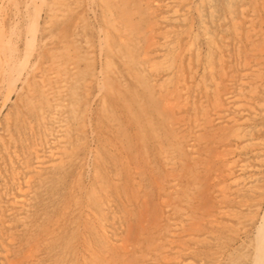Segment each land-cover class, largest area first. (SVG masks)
I'll use <instances>...</instances> for the list:
<instances>
[{
    "label": "bare ground",
    "instance_id": "1",
    "mask_svg": "<svg viewBox=\"0 0 264 264\" xmlns=\"http://www.w3.org/2000/svg\"><path fill=\"white\" fill-rule=\"evenodd\" d=\"M221 1H223V0H220L219 2H221ZM209 2H210V0H209ZM248 2H250V1H248ZM253 2H252L251 7H254ZM255 2L257 4L258 8L260 6V8L262 9V11H261L262 15L261 16H260V13H261L260 11H258V12H260L258 15H255V11L252 9L254 11V13H253V11H251L249 9V7H247L246 4H244L243 2L238 4L235 7H231L232 4L230 5V2L226 4L227 9H228V15L225 17H227L228 21H230L231 28H229V31L231 30L230 35L232 36V38H234L233 46L235 48L234 47L233 48L236 50V52L234 51L236 57L234 60L232 59L233 60L232 64H231V66L233 67V68H231L232 70L227 69L225 66V62H227L226 60L229 59V58L227 59V56H228L227 54H229V53H226L227 48H228V45L230 43H232V41L229 44L227 42V41H229V38H228L229 35L226 36L227 34H225V37H218L219 40H217V38L215 40V37H217V36H215V34H213V32L211 34V29L209 27L210 25L208 26L207 22L205 23V21L204 22L202 21V23L200 25L201 26L200 32H201V36L205 39V41L208 42L207 43L208 49L206 48L207 49L206 53L205 54L203 53L204 54L203 59L205 60V62H204V65L202 67V73L200 75L201 78L199 81H193L194 82V84H192L193 86L190 85V87H193V91H192L193 94L190 95L189 92L187 91L188 89H190V88H188L189 85L187 83H189L190 80H193V76L190 73L189 74L190 76L188 77L189 80H188V78L186 79L184 76L187 75V73H186L187 71L184 72V73H186V75L183 76V71H184V69H182V66H183L182 62L183 61H181V59H180V60H177L176 62H174V61L171 62V61H169L170 58L166 59L167 57L165 58L164 54H163L164 58L161 57L159 59V54H160L159 51H160V48H162V46H164V45L170 46L167 43L169 42L170 35H172V34H170L167 31L169 28L168 26L173 27L175 24V22L173 20H175V19H177L176 23H178V24L181 23V21L185 19L184 14L182 12L186 11L187 7H188V10H191V8L196 7L197 2L195 3V6H194V0H0V110L4 106H6V104L9 102H10V104H12L11 102L13 101V105H14L12 110L10 109L9 111H7V113L5 112L6 114L4 113L2 115V117L4 116L3 117L4 119L1 120V122L3 121V123H2V125H0V264H37L39 259H41V257H40V255L42 254L41 248H43V247L48 248V245L51 243V241L53 242L54 241L53 239L57 238L56 237L57 233H55V229L57 227V224H59V223H57L55 221V218L51 217L54 221L48 222L47 223L48 225L46 224L48 227H46V228L44 226H41L38 224L34 225L32 222L29 223L28 219L30 217L29 215L32 212V207H33L32 203H33L34 197L38 196L36 194V192L39 191V189L42 190V189H45V187L46 188L48 187L47 186L48 183L45 180V178L47 177V173H49V172L55 173V170L57 171L59 168H61V167L63 168V166L68 165L69 163L70 164L75 163L74 165H76L77 167L79 166L81 168L80 171H78V172L76 171L78 177L83 175V173L85 172L86 174L90 173L92 175V177L94 178V181H92L94 183L93 184L90 183V187L87 190L85 189V186H84L85 184L83 185L84 189L86 190L85 191L86 192L85 193L86 194L85 195V197H86L85 204H87V206L85 204L84 205L87 208L86 209H82V208L78 209L80 206L77 208L76 206L72 205L73 207L68 206V208L69 207L70 208L65 209L70 214H74L76 211H79V213H81V214L77 213V215L78 214L81 215L84 218V221H86L87 228L90 231V235L92 238V240H91L92 242L90 240L88 241V238H87V240L85 239L86 242L85 243L83 242L84 244L82 243L83 245L79 246V247H81V249L77 248V250H75L76 249V247H75V249H74L75 251L72 252L70 250L72 248H74V246H73V247H70L71 248L70 250H67L68 252L69 251L72 252L73 256L75 257V258L73 257V259H74L73 261L78 260V263L80 261L81 264H145L146 262H147V264H155L156 263V261H152L153 259H149V257L151 258V256H148L146 253H144V251L143 252L141 251L142 249H141V246L139 245L140 243H138V242L137 243H135V242L131 243L132 241H134V240L130 241L132 237L130 238V240H129V238L127 240L126 237H128V236H126L125 234L122 235V233H121L122 231L118 230L119 228H122V227L118 228L117 225L115 224L116 226L114 225V227H117L118 229L117 228L116 229L118 231H120V233H117L115 228H113V225L110 223V220L108 219V216L110 214L109 212H111V209H112V199H113L112 197H114V195H112L110 193L109 187L111 186V184H112V186L113 185L116 186V184L119 183V181H121V177L123 176L124 171H126V173H128V175H129L128 177L131 178L129 180L135 182V183L132 182V184L134 183L137 185L138 191L135 189L136 186L133 185L135 187L134 189L136 190L135 192L139 193V191H141V189L143 188V187L141 188V185H143L145 183L143 182V184L139 185L138 178H137L138 183L134 179V178H136L135 177L136 174L139 173V168H138L139 164L137 165L136 163H134L133 162L134 160L132 159V157L128 158V156L126 154L121 155L122 154L121 152H120L121 154L120 153L118 154V155H121V156H119V158H120L119 165H117L116 167L113 166L114 170L112 172H110V174H108L109 177H108V175L105 176V175L101 174V171L99 170L101 165L99 166V168L97 166L96 162L99 161V159H101L102 157L97 158L96 152H99L100 150L96 151L98 146L96 147V149H94L93 148L94 146L92 145L93 137L96 135L95 134L96 130H98V128L96 130H94L93 125L91 123L92 121H91V115L90 114L92 111L96 112L95 110L91 111L92 104H94L95 102H96L95 103L96 105L99 104L100 109H101V113H102L101 115H103L105 118V121H107V123L109 122V124L111 125V127L113 128V131H112L113 133H114V129H116L117 124H118L114 118L115 115L113 116V113H114L113 111L115 109V107H114L115 105L113 106L110 103H108L107 96L108 97L114 96L117 98V100L120 101L119 103H121L122 109L124 110L125 114L127 115V117L129 119L133 118V115H134L133 114V100H134L135 107L139 108L141 110V113H142L141 114L142 118L140 121V127H147L150 130V133L154 136V138L156 140L157 150H158L157 153L159 154L158 157L160 158V161L164 166V167L162 166L164 169L162 176L158 175L157 193L158 192L160 193L159 194L160 195V204H161V209L163 210L160 212L161 213L160 216L163 218L166 217L165 223L170 225V226L167 225V227H169V228L171 227L172 231L170 233H168L169 235L166 238V243L164 242V245H162V244L159 245L158 242H157V244L155 243L154 245H153V243L151 244V242L149 243L150 246L153 245V249H154L153 251L155 254L154 256L158 257V258H156V257L155 258L157 260L159 259V262L157 264H176V263H178V261L180 259V255L182 254V252L185 251L183 248L185 247L186 243L184 244V242L187 239L189 240V238L192 240V243H193V241L196 242L197 234H195V233L198 231H196L194 233V230H197L196 227H200L201 222L203 223V221L208 220L209 222L208 221L207 222L211 223V221L213 220L211 218H213V216H215L216 214L220 215V217H221L222 214L226 215V213H229L228 210L231 212V209L227 207V203L229 201H232L231 199L234 198L233 195H235L238 192V190L240 191L241 189L245 190L244 188H248L246 186V184L247 185L249 184V187H250L251 186L250 183L252 182V179H254V178H251V176L247 175L248 171L252 170V168L256 165V163L252 164L250 159L258 161V159H260L261 157L262 158L264 157V137L262 139V138L258 137L257 135H256L257 137L253 136L252 135V132H254L253 130H252V132H250L251 133L250 135L247 134L249 132V130L247 129L248 132H245V129L242 130V128H241V123L244 121V118H241V120L243 119L242 122H241V120H239V118L242 117L244 115V113H246L247 111L253 112V113H251V116H252V114L264 113V0H255ZM211 3L212 2H210L209 4L212 5ZM205 4H207V3L205 2ZM205 4H203L202 7H204ZM216 4H218L217 1H216ZM210 5H209V7H210ZM247 5H248V3H247ZM218 6H219V4H218ZM221 6L223 8L224 5H221ZM202 7L200 8L199 6H197V8H195L199 12L198 16H201V17H203V15H204L202 13L203 12ZM211 9L212 8H210V10ZM219 9H220V7L218 8V10ZM206 10H204V11H206ZM225 12L226 11H224V14H225ZM207 14H210V13H207ZM68 16H70V17H68ZM72 16L74 19L72 18ZM257 16H259V18ZM204 17H205V15H204ZM71 18L73 19V22H72L73 24H71V23H69V24L71 26L72 25L73 26H72L71 31L69 30L70 34L68 36V39L66 38L67 41L61 42L62 40H58L57 42L59 44L60 43L61 44L57 45V47H55L54 44H56V42L54 44H53V42H50L51 41V38H50L51 34L49 36V31L47 30V27L53 21H59L60 22L62 20L64 21V19H67L66 21H64V22H67L68 20L72 21ZM89 18H92L93 22H94V25H93L94 26L93 27L94 37H92V38L90 36H86L83 33V32H85V31H83V29H84L85 25H87L86 22L89 21ZM140 20L143 22V24H140V26H139ZM167 20L169 21L168 24L166 23ZM209 20L211 21L212 19L210 18V19H208V21ZM226 21H227V19H226ZM171 23H173V25H171ZM222 23H225V22H222ZM53 24H54V22H53ZM226 24H228V23H226ZM216 25H217V23H216ZM66 26H64V27H66ZM228 26H229V24H228ZM87 27L89 28V26H87ZM87 27H85V28H87ZM176 27H177V24H176ZM174 28H175V26H174ZM187 28H188V26H187ZM214 28H212V29H214ZM225 28H227V27H225ZM55 29L56 28L54 27V29L52 28L51 30L53 31ZM58 29L60 30V27ZM89 29L91 30L92 28H89ZM177 29H179V28H177ZM215 29L217 30V28H215ZM174 30H176V29H174ZM189 31L187 32L188 34H189ZM227 32H228V29H227ZM86 33H87V31H86ZM57 34H59L58 31H57L56 35ZM179 34H182V33L179 32ZM223 34H224V32H223ZM174 35L175 34H173L172 36L174 37ZM193 35H194V39H196V36L199 34H198V32H195ZM211 35H214L215 37L213 38ZM182 38L183 37H181V39ZM232 38L230 40H233ZM184 40H182V41L184 42ZM140 42H142V44H144V47L141 46L142 50H137V49H139L138 47H140ZM181 42H178V40L174 39V42L171 45L172 49L174 47L178 50V52L180 54L179 56H183L186 53L192 51V49H195L192 47V46H195V45H193V43H190V42H185V43L182 42L181 43ZM197 46H199L198 43H197ZM166 49H167V47H166ZM164 51H166V50H164ZM215 53L217 54V57H214V56H216ZM169 54H171V53H169ZM198 54H196V58H197ZM229 56H230V54H229ZM186 58L188 59L189 57H186ZM196 58H194V59H196ZM187 61H189V60H186V62ZM215 61H216V63H215ZM187 63H186V65H187ZM117 64H120L122 66V68L120 67L121 68L120 70L123 69L122 72L125 73L129 79H131L130 80V81H132L131 84L134 82L133 84H135L134 85L135 91L137 89V86L143 87L144 90L146 91V96H147V99L151 102V107L153 109V113L156 115V117L159 118V120L165 126L164 127L165 139L162 136H160V133H158L159 129L158 130L156 129L155 124H154L155 122H153V120L149 116H147L146 113L143 111L142 99L139 98V96L137 97V95L134 96V99H133V95H132L130 100L125 98V95L127 94L126 92H127L128 88L125 85V82L122 81V78H121L122 74H120L121 72L119 71ZM163 64L164 65L167 64L166 66H168V67L167 68L163 67V69H161V70L157 69L159 67L161 68L160 65L163 66ZM191 64L193 65L192 62H191ZM188 65H190V64H188ZM192 65L188 67L189 72L193 71ZM184 66H183V68H185ZM164 68H166V69H164ZM194 68H196V67H194ZM197 68H198V66H197ZM170 69H172V71L174 73V76H173L174 78H171L172 75L169 78L164 77L165 76V75L163 76V74H165L164 72H167V70L170 71ZM156 72H157V74H155ZM194 72H196L195 69H194L193 73ZM195 74H194V77H195ZM201 79H202V81H201ZM190 82H192V81H190ZM129 83L130 82H128V84ZM134 93H136V92H134ZM13 96H14V99H13ZM111 99H112V97H111ZM115 103H118V102H115ZM10 104H8V105H10ZM186 108H188V110H186ZM117 109H118V107H117ZM96 110H99V109H96ZM249 112H247V113H249ZM230 113H233V115H236V116H234V117L232 115L230 116L229 115ZM258 114H257V116L259 117ZM98 116H100V115L98 114ZM246 116H244V117H246ZM254 117H255V119L258 118V117L256 118V115H254ZM262 117H264V116H262ZM247 118H248V116H247ZM97 119H100V118H97ZM252 119H253V117H252ZM156 120H158V119L156 118ZM259 120H261V119H259ZM263 120H264V118H263ZM98 121L99 120H97L96 122L100 123ZM102 121H104V120L102 119ZM105 121H104V123H106ZM229 121L232 122V124H231V122L229 123V124H231L232 127H231L230 132L226 134L227 136H225V134H224L225 138L224 137L221 138V135L217 139L215 138L216 141L218 140L217 144L220 148L219 150H214V149L211 150L209 148V146H211L212 144L211 145L208 144V145H205V147L201 146V147H204L203 150L201 149L202 150L201 153L204 154V156L199 152L196 153L200 157L201 156L203 157L202 160L205 159L203 161V163H201V171L203 172V175L205 176V178L202 180L205 182V179H206L208 184L210 186H212V192L214 193V195H212V192H211V195L215 199L213 201L216 204L213 206L208 205V204H207V206L205 205L203 208L204 211L202 209V211L204 212L203 214H199V213L194 214L195 211H192L193 214L189 215V212H188L189 208L188 207L190 206L189 204L192 203V201H190L191 197H193V200H194L193 202H195V200H196V198L194 199V195H196V194L191 195L192 192L189 190V188H191L192 185L198 183L200 178L196 173V171H197V169H196V171L194 170V172L196 174L192 172L191 176L189 177L190 183L188 182V185L183 184L182 183V177H180L181 173H179L178 170H177V172H174V173L171 171L172 170L171 168H173L172 167L173 164L177 161L176 160L177 158H175V157L176 156H178V157L182 156L183 157V154L185 151L186 152L189 151L190 153L193 154V152L196 151L198 149V147L200 146L199 144L204 145L206 143L205 142L203 144V142H202V140L204 138V137H201L202 131H209L206 133L210 134L211 131L214 132V130H213L214 126H216V128L218 127V129H219V126L224 125V124L226 125V122H229ZM245 121L247 123L248 120H245ZM107 123H106V125H107ZM263 123H260V124H263ZM94 126H95V124H94ZM249 126H252V124L251 125L249 124L248 127ZM101 127H103V126H101ZM222 127L223 126H221V131H219V132H222V130H224L226 127H228V125L226 127L224 126V129ZM229 127L226 130H229L230 129ZM242 127H244V126H242ZM255 127H256V125H255ZM95 128H96V126H95ZM106 129H105V131H106ZM251 129H253V128H251ZM256 130H257V127H256ZM109 131H111V130H109ZM115 131H117V130H115ZM260 131H261L260 132L261 135L263 134L262 136H264V124H263V127L261 128ZM226 132H224V133H226ZM256 132H258V131H255V133ZM96 133L98 134V132H96ZM113 133H112V135H113ZM138 133H139V131H138ZM215 133H217V132H214V134ZM114 134L117 136V132ZM105 136H107V135H105ZM202 136H203V134H202ZM204 136H205V134H204ZM208 136L209 135H207L205 137H208ZM209 137L211 138V136H209ZM209 137L207 139H209ZM106 138H108V137H106ZM112 138H113V136L111 137V139ZM242 138H244V139H242ZM117 139H121V138L119 137ZM245 139L252 143L253 148L249 147L250 150L247 153H245L246 157L243 158L240 156L241 159L242 158L243 159L239 162V159H237V158L239 155H241L240 150L244 146V145L241 146L240 144ZM134 141L135 140L133 139V142ZM98 142H99V139H98ZM112 142L114 143V140ZM213 142H215V141H212V143ZM113 143H112V145L115 147L118 145V143L117 144H113ZM197 144L199 145L198 147H196ZM217 144L215 143V145H217ZM83 146L86 147V151H84L85 153L83 152L84 154L82 156H79L80 155V150H79V155H78L79 157L75 156V154H77L76 149H78V148L82 149ZM95 146H96V144H95ZM113 146H112V148H113ZM120 146H121V144H120ZM120 146H119V148H121ZM195 147H196V149H195ZM104 148L105 147H103V150L105 152L106 149H104ZM108 148H109V146H108ZM114 148H113V152H111L110 150L105 152L106 154L111 152V154H113V157L115 156L113 158V161L118 156V155H115L116 152H114ZM122 149H123V147H122ZM122 149H120V150H122ZM125 149H124V152H125ZM140 149H142V148H140ZM234 149H236V150H234ZM243 149L244 150L246 149L245 146ZM74 151H75V153H74ZM82 151H83V149L81 150V152ZM101 151L99 152L100 154H101ZM117 151H119V150H117ZM148 152H149V150H148ZM244 152H246V151H244ZM105 153L104 154L102 153V154L106 155ZM241 153H243V152H241ZM144 154H143V157L138 155L139 160H144ZM146 155H147V153H146ZM193 155L195 157V154H193ZM130 156H132V155H130ZM133 156L136 157V155H133ZM236 156H237V158H236ZM191 157H193V156H191ZM146 158H148V156H146ZM180 159H182V158H180ZM208 159L214 163H217L218 166L220 165L221 167L219 169L218 168L214 169V167L212 168V166H210L211 164L209 163ZM103 161H104V159H103ZM146 161H148V160H145V162ZM191 161H193V160H191ZM248 161H250L249 164L246 163ZM262 161H263V159H262ZM106 162L107 163H105V164H108V161H106ZM136 162H138V161H136ZM149 162H150V160H149ZM133 163L136 165H133ZM148 163L145 164V166H147ZM161 163H160V165H162ZM178 163L183 164L180 161H178ZM113 164H115V162ZM149 165H151V164H149ZM183 165H185V162ZM191 165H193V164H191ZM110 166H111V164H110ZM104 167H105V165H104ZM179 167H180V165H179ZM188 168H189V166H188ZM104 169L108 170L106 168H104ZM157 170H155V171H157ZM161 171H162V168H161ZM180 172H181V170H180ZM252 172H254V171H252ZM159 173H160V169H159ZM249 173H251V172H249ZM60 174L61 173H59L58 175H60ZM155 174H157V173H155ZM50 175H52V173ZM58 175L56 174V176H58ZM77 175H76V177H77ZM88 175H87V179H88ZM183 175L184 174H182V176ZM251 175H252V173H251ZM259 175L260 174H258V176ZM48 176H49V174H48ZM126 176H127V174H126ZM138 176H140V175H138ZM255 176L252 175V177H255ZM141 177L142 176H140L139 178L142 179ZM260 177H262V176H260ZM53 178H54V175H53ZM73 179H75V178L73 177ZM73 179L71 178L68 180L73 181ZM256 179H259V178H256ZM78 180L76 181L77 183L73 181L75 183V186H73V187H75L79 190L81 187V185H79V184L81 182ZM45 181L47 184L45 183ZM156 181H157V177H156ZM225 181H228V183L226 182L227 184H225ZM255 181H257V180H255ZM255 181H254V185L256 186ZM78 182H79V184H78ZM140 182H141V180H140ZM49 183L51 184V181ZM259 184H258V186H259ZM52 185H53V183H52ZM72 185H73V183L71 182L70 191L72 190ZM118 185H119V189H121V190H123V188L126 187L124 185V187L122 188V187H120V184H118ZM189 185L191 187H189ZM43 186H45V187L41 189V187H43ZM117 186H116V188H118ZM255 186H253V187L255 188ZM196 187H198V186H196ZM257 187L255 189L260 190L261 187H259V188H257ZM69 188H70V185H69ZM146 189H147V186H146ZM248 189H247V192H249ZM133 190H132V193H133ZM179 190L182 191L180 196L178 195V193L180 192ZM120 191H117V193ZM195 191H197V190H195ZM41 192H40V196L43 193V192L42 193ZM161 192H164L165 195L168 194L169 199H167L168 197L167 198L161 197V195L164 196ZM243 193H244V191H243ZM44 194L46 195L45 191H44L43 195ZM83 194H84V192H83ZM134 194L136 195L137 193H133V195ZM249 194H250V192H249ZM129 195H131V192L128 194V192L126 193V190L125 191L123 190V192H122L123 203L122 204H124V206H125V207H123L124 211H125L127 206H130L133 209L135 208L134 210L139 209V202H138V204L131 202L132 199L130 198ZM159 195H158V197H159ZM244 195H246V194H243V196ZM40 196H39V199L41 200ZM254 196L256 197L257 195H254ZM42 197H44V196H42ZM47 197H49V194ZM134 197L136 198V196H134ZM138 197H139V195H138ZM241 197L242 196H240V198ZM50 198L48 200H50ZM56 198L57 197H55V199ZM44 199H47L46 196L44 197ZM197 199H198V201L200 200L199 198H197ZM242 199H244V198H242ZM242 199H241V201H243ZM118 200H121V199H118ZM238 200H240V199L238 198ZM246 200H244V201H246ZM59 201L61 202V200H59ZM72 201L74 202V200H72ZM142 201L143 200L141 199V202ZM249 201H248V203H250ZM253 201H255V200H252L251 204L244 202V203L248 204V205L245 204V206H243L244 203H243V205H240L239 204L240 202L238 204H239V207L243 206L244 209L249 211L248 213L252 214L251 211H253V213L254 212L256 213L257 210L261 206L260 205L261 203L260 204L258 203V202H260V200L258 202H255V203H253ZM38 202H39V200H38ZM38 202L36 201V204H38L37 206H39V204H40V202L39 203ZM60 202H57V203H60ZM117 202L119 203V201H117ZM136 202H137V200H136ZM141 202H140V205L142 204ZM236 202H237V200H236ZM236 202L234 201V203H236ZM41 203H43V202H41ZM46 203L49 204V202H46ZM57 203H55V204L52 203V204H54L56 206ZM79 203H81V202H79ZM228 204H232V203H228ZM238 204L236 203L237 207H238ZM44 205H42L43 208L45 207ZM49 205H51V204H49ZM62 205H64V204L62 203ZM193 205H196V204L194 203ZM141 206L143 207V205H141ZM144 206H145V202H144ZM57 207H59V206H57ZM115 207H116V205H115ZM130 207H128V208H130ZM142 207H140V208H142ZM62 208H63V206H62ZM131 208H130V210H131ZM147 208H146V210L142 209L143 212L146 214L149 211ZM196 208L197 207L195 206L194 209H196ZM231 208H233V206ZM36 209H39V207ZM48 209L51 210L50 208H48ZM81 209H82V211H81ZM151 210H153V209H151ZM226 210H227V212H226ZM254 210H256V211H254ZM39 211H41V210L39 209ZM45 211H47V210H45ZM115 211L117 212L120 210L117 209ZM128 211H127V213H128ZM198 211H199V209H198ZM214 211H215V213H214ZM143 212H142V214H143ZM233 212H235V211H233ZM242 212H244V211H241V213ZM44 213H46V212H44ZM37 214L39 215V212ZM37 214L35 216H37ZM148 214H149V212H148ZM165 214H166V216H165ZM171 214H177V215L179 214L181 217H179V218L176 217L177 219L175 220V219H173L174 215H171ZM236 214H238V213H236ZM236 214L233 216L235 217ZM61 215H62V213H61ZM131 215H132V213H131ZM259 215H261V213ZM49 216H51V213ZM70 216H72V215H70ZM70 216H68V217H70ZM171 216H173L172 219H171ZM255 216H257V214L256 215L254 214V217ZM60 217H62V216H60ZM60 217H59V219H60ZM68 217H67V219H68ZM73 217H71V218H73ZM119 217H120V215L118 216V218ZM158 217H159V214H158ZM220 217H219L218 221H220ZM225 217H224V219H225ZM238 217H239V215H238ZM252 217H253V215H252ZM260 217H261V219H260L261 223H259L260 225L258 227H256L258 229L255 232H257L256 235H258L259 240L260 239L264 240V213ZM41 218H43V217H41ZM44 218H43V220L47 221L48 218H46V216H44ZM255 218H257V217H255ZM119 219H121V218H119ZM119 219H117V220H119ZM134 219H136V217ZM138 219L140 220V218H138ZM159 219H161V218L159 217ZM15 220L17 221V224L14 225L13 223L16 222ZM40 220H37V221H40ZM63 220H65V219H63ZM71 220H73V219H70L67 221L69 222ZM74 220H76V219H74ZM78 220H76V222H78ZM143 220H140V222ZM185 220H189V222H186ZM239 220L237 219V221H239ZM136 221L137 220H135V222ZM150 221H151V218H150ZM158 221H160V220H158ZM183 221H184V223L185 222L190 223V226L186 227L188 231L185 230V226L183 228V225H184L182 223ZM43 222L44 221H42V223ZM59 222H60V220H59ZM64 222H66V221H64ZM68 222H66V223H68ZM83 222L81 221V223H83ZM111 222H113V221H111ZM122 222L123 221H121V223ZM191 222H192V224H191ZM216 222H217V219H216ZM72 223H74V222H72ZM136 223H135V225H136ZM147 223H148V221H147ZM158 223H160V222H158ZM208 223H206V224H208ZM220 223L223 224L222 222H220ZM220 223L215 224V222H214V224H215L214 227H216L217 225H220ZM240 223L238 225L241 226L242 223L241 224ZM143 224L144 223H142V225ZM180 224H183V225H181L182 227L181 226L180 227L182 229H184L186 231V233L185 232L179 233L176 231ZM121 225H123V224H121ZM150 225H151V223H150ZM192 225H193V227H192ZM203 225L204 224H202L201 226H203ZM209 225L210 224H208L206 227H209ZM231 225H233V224H231ZM75 226H76V224H75ZM78 226L79 225L77 224V227ZM81 226L83 227V225H81ZM130 226H132V224H130ZM70 227H71V225H70ZM155 227H156V224H155ZM194 227L196 229H194ZM232 227L236 228L237 226H232ZM87 228H85V229L87 230ZM75 229H77V228H75ZM131 229H132V227H131ZM133 229H134V227H133ZM204 229H203V231H204ZM226 229H228V225H227ZM237 229L238 228H236V230ZM56 230H59V229H56ZM65 230H66V228H65ZM72 230H74V228ZM166 230H168V229H166ZM184 230H182V231H184ZM230 230H231V228H230ZM246 230H247V228H246ZM19 231L25 232L27 237H25V241L22 242L23 245L22 246L20 245L21 246V248H20L21 253L18 252L19 254H16L13 251H14V249L17 250V247H18V242H17L18 237L17 236L19 234ZM68 231H66V232H68ZM143 231H145V230H143ZM209 231H210V229L208 230V232ZM243 231H245V230H243ZM152 232H150V233H152ZM199 232H198V234H199ZM228 232H230L229 229H228ZM228 232H226V233H228ZM20 233H22V232H20ZM72 233L73 232H71V234ZM84 233H85V231H84ZM128 233L129 232H127V234ZM203 233L204 232H202L201 234H203ZM159 234H160V232H159ZM208 234H210V233H208ZM72 235L75 236L74 233ZM211 235H213V234H211ZM230 235H231V233H230ZM203 236L204 235H202V238H203ZM235 236H236V234H235ZM65 237H64V239H65ZM149 237H151V236H149ZM154 237H155V235H154ZM217 237L218 236H216V238ZM198 238L201 239V237H198ZM222 238H223V236H222ZM248 238H247V240H248ZM159 239H161V238L159 237ZM208 239H209V237H208ZM255 239H256V237H255ZM257 239L255 241H257ZM55 240L59 241V239H55ZM179 240H181V241L179 242ZM204 240L207 243L206 238ZM224 240H227V239H224ZM239 240H241V238ZM83 241H84V239H83ZM129 241H130V243H129ZM154 241L155 240H153V242ZM162 241H164V240H162ZM211 241H214V240L211 239ZM248 241L250 242V240H248ZM224 242H226V241H224ZM242 242H244V241H242ZM71 243L72 242H70V241L65 242V245H64L65 249L63 246H59V247H63L62 249H64V251H65L67 249L68 245L71 246ZM217 243H218V241H217ZM240 243H238V244L240 245ZM55 244L53 245L51 243V245H53V246H55ZM212 244H213V242H212ZM212 244H211V246H212ZM254 244H255V242H254ZM58 245L56 244L57 247H58ZM148 245H147V247L149 249ZM219 245H222V243L221 244L219 243ZM246 245H248V244H246ZM258 245L260 246L261 242L256 244V247ZM50 246H49V248H50ZM53 246H51V247H53ZM196 246L197 245H195V247ZM208 246H209V243H208ZM215 246H216V242H215ZM188 247L190 248V246H188ZM219 247H221V246H219ZM249 247H251V246H249ZM215 248H218V247H215ZM55 249H58V251L60 252V250H59L60 248H55ZM131 249L134 251L139 250L141 252L140 255H138V256H140V262H136V263L132 262L133 260H131V257L133 256V254H132V256L129 255L131 253ZM185 249H187V248H185ZM223 249H225V248H223ZM129 250H130V253H129ZM182 250H184V251H182ZM193 250H195V249H193ZM214 250H212V251H214ZM231 250H233V249H231ZM145 251H147V250H145ZM187 251H188V249H187ZM190 251L192 252V250H190ZM190 251H188V252H190ZM212 251H210V252H212ZM210 252H206V254L207 253L210 254ZM45 253H46V251L44 252V254ZM47 253H48V251H47ZM52 253L53 252H51V254ZM63 253H65V252H63ZM187 253H184V254H187ZM260 253L261 252L259 251L258 254H260ZM44 254H42V255L44 256ZM68 254L66 253V256H64L61 264H72L71 259H68V257H69V256H67ZM184 254H182V255H184ZM217 254H218V252H217ZM219 254H220V252H219ZM222 254H223V252H222ZM227 254H229V253H227ZM14 255H16V256H14ZM253 255H252V257H253ZM256 255H257V253H256ZM70 256H72V255H70ZM226 256H228V255H226ZM260 256L262 257V254ZM47 257H44V258L47 259ZM58 257H60V256H58ZM62 257H63V254H62ZM77 257L80 258V260L77 259ZM185 257H188V256H185ZM210 257H209V259H210ZM194 259H196V258H194ZM48 260H50L49 261V263H50L51 259H48ZM237 260L239 261V259H237ZM59 261H57V262H59ZM189 261L190 262H188V263L190 264L191 260L189 259ZM258 261H261V260H258ZM42 262H43V260H42ZM42 262L40 264H42ZM53 263H54V260H53ZM53 263H51V264H53ZM182 263H185V262H182ZM231 263H233V262H231ZM252 263L254 264L253 260H252ZM255 263L258 264V262H255ZM44 264H45V262H44ZM55 264H57V263H55ZM198 264H200V262H198ZM224 264H225V262H224ZM250 264H251V262H250Z\"/></svg>",
    "mask_w": 264,
    "mask_h": 264
},
{
    "label": "rangeland",
    "instance_id": "2",
    "mask_svg": "<svg viewBox=\"0 0 264 264\" xmlns=\"http://www.w3.org/2000/svg\"><path fill=\"white\" fill-rule=\"evenodd\" d=\"M216 1H217V3L219 4V6H218V4H216ZM220 0H210V2H212L211 4L212 5H210L209 3V0H194V6H195V3L197 2V5H196V7H193V8H191V10H188V7L186 8V11H183L182 13L184 14V20H182L181 21V23H176L177 22V19H175V20H173L174 22H175V24H174V26H175V28H174V26L172 27V26H168L169 28H168V32L170 33V34H175L174 35V37L172 36V35H170V39H169V42L167 43V44H169L170 46H162V48H160V51H159V59L161 58V57H163L164 58V55H165V58L166 59H169V61H174V62H176L177 60H180L181 59V61H183L182 62V65L185 67V68H183V66H182V69H184V71H183V76L184 75H186V73H187V75L186 76H184L186 79L190 76L189 74L191 73V75L193 76V80H190V81H199L200 80V78H201V73H202V67H203V65H204V62H205V60L203 59V56H204V54L206 53V50L208 49V45H207V41H205V39L201 36V23H202V21L204 22L205 21V23L207 22V24H208V26L210 27V29H211V34H212V32H213V34H215V36H217V37H215L214 35H211L213 38L215 37V40H216V38H217V40H219V38L218 37H225V34H227L226 36H228V38H229V41H227L228 42V44L232 41V43H230L229 45H228V48H227V52L226 53H229L230 54V56H229V54H227L228 56H227V59L228 60H226L227 62H225V66H226V68L227 69H229V70H232L231 68H233L232 66H231V64H232V61L235 59V57H236V55H235V52H236V50L234 49L235 47L233 46V41H234V38H232V36L230 35L231 34V30L229 31V28H231V26H230V21H228V18L227 17H225V16H227L228 15V9H227V6H226V4L227 3H229L230 2V5H231V7H235V6H237L238 4H240V3H244V4H246V6L247 7H249V9L251 10V11H255V15H258L261 11H262V9L260 8V6H259V8H258V6H257V4H256V2H255V0H223V1H221V2H219ZM248 1H250V2H248ZM254 1V2H253ZM205 2L207 3V4H205ZM238 2V3H237ZM252 2H253V6L254 7H251L252 6ZM236 3V4H235ZM247 3H248V5H247ZM256 5H255V4ZM203 4H205L204 5V7H202L203 6ZM234 4V5H233ZM251 4V5H250ZM209 5H210V7H209ZM221 5H224L223 6V8H222V6ZM197 6H199L200 8L202 7V13L205 15V17H204V15H203V17H201V16H198V14H199V12L195 9V8H197ZM212 6V7H211ZM226 6V7H225ZM207 7V8H206ZM220 7V9L218 10V8ZM251 7V8H250ZM256 7V8H255ZM209 8V9H208ZM210 8H212L211 10H210ZM226 8V9H225ZM190 9V8H189ZM195 9V10H194ZM207 9V10H206ZM253 9V10H252ZM257 11H256V10ZM204 10H206V11H204ZM213 10V11H212ZM226 11L225 12V14H224V11ZM208 11V12H207ZM217 13H216V12ZM223 11V12H222ZM254 11H253V13H254ZM258 11H260V12H258ZM213 12V13H212ZM207 13H210V14H207ZM227 13V14H226ZM220 16H219V15ZM224 14V15H223ZM262 15V12L260 13V16ZM186 16V17H185ZM68 17H70V16H68ZM258 18H259V16H257ZM72 18H73V16H72ZM71 18V20L72 21H70V20H68L67 22H64V21H66L67 19H64V21L62 20V21H53L54 22V24H53V22H51L50 24H49V26L47 27V30L49 31V36H50V34H51V36H50V38H51V41L50 42H53V44L56 42V44H54L55 45V47H57V45H60L57 41L58 40H62L61 42H65V41H67V39H68V36H69V34H70V31H71V29H72V26L69 24V23H71V24H73L72 22H73V19ZM201 18V19H200ZM204 20H203V19ZM212 19L211 21L209 20L208 21V19ZM215 18V19H214ZM226 19H227V21H226ZM91 20V21H90ZM180 20V19H179ZM189 20V21H188ZM191 21V22H190ZM216 21V22H215ZM171 22V21H170ZM173 22V23H174ZM222 22H225V23H222ZM58 23V24H57ZM87 23V25H85V27H87V26H89V28H92L91 30L87 27V28H85L84 27V29H83V31H85V32H83L86 36H90L91 38L92 37H94V31H93V25H94V22H93V19L92 18H89V21H87L86 22ZM166 23L168 24L169 23V21L167 20L166 21ZM173 23H171V25H173ZM216 23H217V25H216ZM226 23H228L229 24V26H228V24H226ZM61 24V25H60ZM69 26H68V25ZM140 24H143V22L140 20L139 21V26H140ZM176 24H177V27H176ZM191 24V25H190ZM221 24V25H220ZM60 25V26H59ZM67 25V26H66ZM212 25V26H211ZM219 25V26H218ZM225 25V26H224ZM64 26H66V27H64ZM187 26H188V28H187ZM54 27L57 29H55V30H51L52 28L54 29ZM60 27V30L58 29ZM217 28V30L215 29V28ZM225 27H227V28H225ZM172 28V29H171ZM177 28H179V29H177ZM186 28V29H185ZM212 28H214V29H212ZM221 28V29H220ZM51 31H50V30ZM174 29H176V30H174ZM199 31H198V30ZM227 29H228V32H227ZM70 30V31H69ZM170 30V31H169ZM190 30V31H189ZM224 30V31H223ZM47 31V32H48ZM57 31L59 32V34H57L56 35V33H57ZM63 31V32H62ZM86 31H87V33H86ZM173 31V32H172ZM178 33H176V32ZM180 33H182V34H179V32ZM183 31V32H182ZM189 31V34L187 33ZM93 32V33H92ZM185 32V33H184ZM195 32H198V34L199 35H197L196 36V39H194V33ZM218 32V33H217ZM223 32H224V34H223ZM62 33V34H61ZM184 33V34H183ZM223 34V35H222ZM55 37H54V36ZM59 35V36H58ZM93 35V36H92ZM179 35V36H178ZM188 35V36H187ZM219 35V36H218ZM61 36V37H60ZM172 36V37H171ZM183 37L182 39H181V37ZM200 36V37H199ZM231 36V37H230ZM187 37V38H186ZM198 37V38H197ZM234 37V36H233ZM56 38V39H55ZM62 38V39H61ZM67 38V39H66ZM186 38V39H185ZM212 38V39H213ZM233 39V40H230V39ZM55 39V40H54ZM174 39H176V40H178V42H181L182 40H184V42L183 43H185V42H190V43H193V45H195V46H192L193 48H195V49H192V51H190V52H188V53H186L185 55H183V56H179L180 54H179V52H178V50L176 49V48H174L173 47V49L171 48V45L173 44V42H174ZM181 39V40H180ZM201 40V41H200ZM172 41V42H171ZM181 42V43H182ZM196 42V43H195ZM197 43H198V45L199 46H197ZM200 43V44H199ZM144 47V44H142V42H140V47H138L139 49H137V50H142V47ZM165 47V48H164ZM166 47H167V49H166ZM197 47V48H196ZM200 47V48H199ZM234 47V48H233ZM199 48V49H198ZM207 48V49H206ZM164 50H166V51H164ZM230 51V52H229ZM235 51V52H234ZM193 52V53H192ZM166 53V54H165ZM168 53V54H167ZM169 53H171V54H169ZM178 53V54H177ZM191 53V54H190ZM199 53V54H198ZM204 53V54H203ZM45 54V53H44ZM164 54V55H163ZM188 54V55H187ZM194 56H193V55ZM196 54H198L197 55V58H196ZM216 54V53H215ZM214 54V55H215ZM46 55V54H45ZM168 55V56H167ZM179 57H178V56ZM190 55V56H189ZM199 56V57H198ZM182 57V58H181ZM184 57V58H183ZM186 57H189L188 59L186 58ZM214 57H217V54H216V56H214ZM231 57V58H230ZM162 58V59H163ZM186 58V59H185ZM194 58H196V59H194ZM233 59V60H232ZM186 60H189V61H187L186 62ZM191 62L193 63V65L191 64ZM231 62V63H230ZM186 63H187V65H186ZM202 63V64H201ZM215 63H216V61H215ZM188 64H190V65H188ZM227 64V65H226ZM167 65V64H166ZM166 65H164L163 64V66L162 65H160L161 66V68L159 67V68H157V69H159V70H161V69H163V67H168V66H166ZM192 65V69H193V71H194V69H195V71L197 72H194L193 73V71L192 72H189L188 71V67L189 66H191ZM195 65V66H194ZM197 66H198V68H197ZM201 66V67H200ZM117 67H118V69H119V71L121 72L120 74H122L121 76V78H122V81L123 82H125V85L127 86V88H128V90H127V96L125 95V98L126 99H128V100H130L131 99V97H132V95H133V99H134V96L135 95H137V97L139 96V98H141L142 99V109H143V111L146 113V115L147 116H149L152 120H153V122H155L154 124H155V127H156V129L158 130V133H160V136H162L164 139H165V129H164V125H163V123L159 120V118L158 117H156V115L153 113V109H152V107H151V102L147 99V96H146V91L144 90V88L143 87H140V86H137V89H136V91L134 90V85L135 84H131V82L132 81H130L131 79H129L128 78V76L125 74V73H123L122 72V70H120L121 68H122V66L120 65V64H117ZM121 67V68H120ZM194 67H196V68H194ZM166 68H164V69H166ZM201 69V70H200ZM172 71V69H170V71H168L167 70V72H164L165 74H163V76L164 77H166V78H169L171 75V78H174L173 76H174V73H173V71ZM187 71V72H186ZM158 72V71H157ZM157 72L155 73V74H157ZM171 72V73H170ZM184 72H186V73H184ZM167 73V74H166ZM196 73V74H195ZM162 74V73H161ZM169 74V75H168ZM194 74H195V77H194ZM126 75V76H125ZM185 79V80H186ZM188 80H189V78H188ZM187 80V81H188ZM130 82L129 84H128V82ZM186 81V82H187ZM189 81V83H187L188 85H189V87L188 88H190V89H188L187 91L189 92V94L190 95H192L193 93H192V91H193V87H190V85L191 86H193L192 84H194V82L192 83V82H190ZM201 81H202V79H201ZM133 87V88H132ZM192 89V90H191ZM133 90V91H132ZM134 92H136V93H134ZM111 97H112V99H111ZM107 96V100H108V103H110L111 105H115L114 107H115V109H114V113H113V116H114V118H115V120H116V122L118 123L117 124V127H116V129H114V133H116L117 132V136L112 132L113 131V128L111 127V125L109 124V122L107 123V121H105V118H104V116L103 115H101L102 113H101V109H100V106H99V104L98 105H96L95 103L94 104H92V106H91V111L92 110H95L96 112H94V111H92L91 112V123H92V125H93V128H94V130H96L97 128H98V130H96V132H98V134L100 135H98L96 132H95V136L93 137V140H92V145L94 146L93 148L94 149H96V147H97V149H96V151L98 150H102L101 151V154L99 153V152H96V155H97V158L98 157H102L101 159H99V161H97L96 163H97V166H98V168H99V166H100V168H99V170L101 171V174L102 175H105V176H107L108 174H110V172H112L113 170H114V167H116L117 165H119V162H120V158H119V156H121V155H127L128 156V158L130 157H132V159L134 160L133 162L134 163H136L139 167V173L138 174H136V178H134L135 179V181L138 183V181H139V185H141V184H143V182L145 183V184H143V185H141V188L143 189H141V191H139V193L138 192H135L136 190H137V185L136 184H134L135 182L134 181H131V180H129V179H131V178H129L128 176V173H126V171H124V173H123V176L121 177V181H119V183H117L116 184V186L118 185V184H120V187H124V185L126 186V187H124L123 188V190L125 191L126 190V193L128 192V194L131 192V195H129L130 196V198L133 200H131V202H134V203H137L138 204V202H139V209H136V210H134L133 208H131L130 206H127L126 207V209H125V211H124V209H123V207H125L124 206V204H122L123 203V198H122V192H123V190H121V189H119V185L117 186L118 188H116V186H112V184H111V186L109 187V190H110V193L112 194V195H114V197H112L113 199H112V209H111V212H109L110 214H109V216H108V219L110 220V223L113 225V228H115V230H116V232L117 233H120V231H118V230H121L122 232V235H126V236H128V237H126L127 238V240H128V238H129V240H130V238H131V240L130 241H132V240H134V241H132L131 243H140L139 245L141 246V251L143 252L144 251V253H146L148 256H151V258L149 257V259H153L152 261H156V263L155 264H157L158 262H159V259L157 260L156 258H158L157 256H154L155 254H154V249H153V245L156 243L157 244V242H158V244L159 245H164V242L166 243V238L168 237V233H170L172 230H171V227L169 228V227H167V225L168 226H170L169 224H166L165 222V219H166V217L165 218H163V217H161L160 215H161V211H163L162 209H161V204H160V193L158 192L157 193V183H158V175L159 176H162V173H163V164L161 163V161H160V158L158 157L159 156V154L157 153V145H156V140H155V138H154V136L150 133V130L147 128V127H140V121H141V110L139 109V108H136L135 107V104H134V100H133V118H128L127 117V115L125 114V112H124V110L122 109V106H121V103H119L120 101L119 100H117V98L116 97H114V96ZM13 99H14V96H13ZM111 99V100H110ZM144 100V101H143ZM115 102H118V103H115ZM144 102V103H143ZM12 104H10V102L9 103H7L6 104V106H4L3 108H1V110H0V125H2V123H3V121L1 122V120H3L4 118V116L2 117V115L6 112L7 113V111H9L10 109L12 110V108L14 107V105H13V101L11 102ZM115 103V104H114ZM8 104H10V105H8ZM95 105V106H94ZM10 107V108H9ZM95 107V108H94ZM98 107V108H97ZM117 107H118V109H117ZM93 108V109H92ZM189 108V107H188ZM188 108H186V110H188ZM96 109H99V110H96ZM185 110V109H184ZM100 111V112H99ZM186 112V111H185ZM246 112V111H245ZM247 112H249V111H247ZM246 112V113H247ZM5 113V114H6ZM244 113V115L242 116V117H240L239 118V120H241V118H244V121L245 120H248L247 121V123H246V121L244 122L243 121V119L241 120V128H242V130L243 129H245V132H248V130H249V132L247 133V134H251L250 132H252V130L254 131V132H252V135L253 136H255V137H260V138H262L263 139V137L264 136H262L261 135V128L263 127V122H264V120H263V118L264 117H262V116H264L263 114L264 113H257L258 115H259V117L257 116V114H252V116H251V113H253L252 111L251 112H249V113ZM97 116H96V115ZM98 114L100 115V116H98ZM262 114V115H261ZM119 117H118V116ZM121 115V116H120ZM155 115V116H154ZM230 116L232 115L233 117L234 116H236V115H233V113H230L229 114ZM248 116V118H247V116ZM254 115H256V118L257 119H255V117H254ZM244 116H246V117H244ZM250 116V117H249ZM232 117V118H233ZM252 117H253V119H252ZM97 118H100V119H97ZM107 123V125H106V123H104V121H102V119ZM127 118V119H126ZM156 118L158 119V120H156ZM246 118V119H245ZM95 119V120H94ZM99 120L98 122H100V123H97L96 121L97 120ZM136 119V120H135ZM259 119H261V120H259ZM250 120V121H249ZM261 121V122H260ZM231 121H229V122H226V125L224 124V125H221V126H223L222 128L224 129V126L226 127L227 125H228V127L230 128L229 130H226L228 127H226L224 130H222V132H219V131H221V126H219V129H218V127L216 128V126H214V132H217V133H215L214 134V132H210V134H208V133H206V132H209V131H202L201 132V137H204L203 138V140H202V142H203V144L204 145H202V144H197V146L196 147H198V149L196 150V151H194L193 152V154H195V157H194V155L192 154V153H190L189 151H185L184 152V154H183V157L182 156H176L175 158H177L176 160V162L173 164V168H171L172 170V172L174 173V172H177V170H178V172L179 173H181L180 175V177H182V183L183 184H185V185H188V182L190 183V179H189V177L191 176V173L193 172V173H195L194 172V170L196 171V169H197V171H196V173H197V175L199 176V178H200V180L198 181V183H196V184H194V185H192V187L189 185V187H191V188H189V190L192 192L191 193V195L193 194H196V195H194V199L196 198V200H195V202H193L194 200H193V197H191V200L190 201H192V203H190L189 205V209H188V212H189V215H191V214H193L192 213V211H195L194 212V214H203L204 212V206L206 205L207 206V204L208 205H211V206H213V205H215L216 203H214V201L213 200H215L213 197H212V195H214V193L212 192V186H210L209 184H208V182L206 181V179H205V182L202 180V179H204L205 178V176L203 175V172L201 171V163H203V161L205 160H202V156L200 157L198 154H196V153H201L202 152V150L204 149V147H205V145H211V146H209V148L212 150V149H214V150H219L220 148H219V146H218V144H217V142H218V140L216 141L215 140V138L217 139L218 137H220V135H221V138H225V136H227L226 134L227 133H229L230 132V130H231V124H232V122H231V124H229ZM98 125H97V124ZM162 123V124H161ZM256 123V124H255ZM260 123H263V124H260ZM94 124H95V126H96V128H95V126H94ZM243 124V125H242ZM250 124H252V126H249L248 127V125ZM260 126H259V125ZM246 125V126H245ZM255 125H256V127H257V130H256V127H255ZM101 126H103V127H101ZM242 126H244V127H242ZM109 127V128H108ZM247 127V128H246ZM103 128V129H102ZM106 129V131L109 129V130H111V131H105V129ZM250 128V129H249ZM251 128H253V129H251ZM248 129V130H247ZM104 130V131H103ZM115 130H117V131H115ZM251 130V131H250ZM138 131H139V133H138ZM227 131V132H226ZM255 131H258V132H256L255 133ZM109 132V133H108ZM137 132V133H136ZM224 132H226V133H224ZM244 132V131H243ZM112 133H113V135H112ZM110 134V135H109ZM202 134H203V136H202ZM204 134H205V136H207V135H209V136H211V138L209 137V139H207L208 137H205L204 136ZM207 134V135H206ZM223 134V135H222ZM224 134H225V136H224ZM255 134V135H254ZM105 135H107V136H105ZM213 135V136H212ZM215 135V136H214ZM257 135V136H256ZM260 135V136H259ZM97 136V137H96ZM99 136V137H98ZM113 136V140H114V143L112 142L113 140L111 139V137ZM106 137H108V138H106ZM121 138V139H117V138ZM124 137V138H123ZM97 138V139H96ZM111 140H110V139ZM117 140H116V139ZM123 138V139H122ZM214 138V139H213ZM98 139H99V142H98ZM133 139L135 140L134 142H133ZM137 139V140H136ZM147 139V140H146ZM242 139H244V138H242ZM108 140V141H107ZM110 140V141H109ZM121 140V141H120ZM139 140V141H138ZM210 140V141H209ZM120 141V142H119ZM138 141V142H137ZM147 141V142H146ZM209 141V142H208ZM212 141H215V142H213L212 143ZM263 141V140H262ZM109 142V143H108ZM128 142V143H127ZM105 143V144H104ZM111 143V144H110ZM112 143L113 144H117L118 143V145L120 146V144H121V148H119V146L117 145L116 147L115 146H113L112 145ZM125 143V144H124ZM215 143L217 144V145H215ZM254 143V142H253ZM95 144H96V146H95ZM105 145V146H104ZM113 146V148L115 147L117 150H119V151H117L115 148H114V152H116V154L115 155H118L120 152L122 153H120L121 155H118L115 159H114V161H113V158L115 157H113V154H111V152H113V148H112V146ZM156 145V146H155ZM241 146L242 145H244L245 146V148L247 149H243L244 148V146H243V148L240 150V154L241 155H237L238 156V158H237V156H236V158L237 159H239V162L243 159V158H245L246 157V155H245V153H247L249 150H250V148H253V146H252V143L251 142H249V141H247L246 139L245 140H243V142L240 144ZM101 146V147H100ZM108 146H109V148H108ZM201 146H204V147H201ZM103 147H105L104 149H106V151L105 152H107V151H111V152H109V153H105L104 152V150H103ZM108 149H107V148ZM122 147H123V149H122ZM196 147H195V149H196ZM250 147V148H249ZM99 148V149H98ZM101 148V149H100ZM119 148V149H118ZM126 148V149H125ZM140 148H142V149H140ZM148 148V149H147ZM83 149V151L81 152V150ZM82 149H80V148H78V149H76L75 151H76V153L77 154H75V156H78L79 155V150H80V155L79 156H82L85 152L84 151H86V147H84L83 146V148ZM120 149H122V150H120ZM124 149H125V152H124ZM129 149V150H128ZM194 149V150H195ZM202 149V150H201ZM127 150V151H126ZM142 152H141V151ZM148 150H149V152H148ZM199 150V151H198ZM234 150H236V149H234ZM75 151H74V153H75ZM244 151H246V152H244ZM84 152V153H83ZM139 152V153H138ZM241 152H243V153H241ZM105 153L106 155H103V154ZM136 153V154H135ZM145 153V154H144ZM146 153H147V155H146ZM151 153V154H150ZM238 153V152H237ZM100 156H99V155ZM143 154H144V160H139V156H142L143 157ZM150 154V155H149ZM202 154V153H201ZM243 154V155H242ZM102 155V156H101ZM110 155V156H109ZM130 155H132V156H130ZM133 155H136V157L135 156H133ZM139 155V156H138ZM203 156H204V154H202ZM78 156V157H79ZM146 156H148V158H146ZM191 156H193V157H191ZM243 157L242 159H241V157ZM104 157V158H103ZM108 157V158H107ZM199 157V158H198ZM111 160H110V159ZM137 158V159H136ZM146 158V159H145ZM180 158H182V159H180ZM190 158V159H189ZM194 158V159H193ZM196 158V159H195ZM103 159H104V161H103ZM108 159V160H107ZM119 159V160H118ZM180 159V160H179ZM262 159H263V161H262ZM110 160V161H109ZM145 160H148V161H146L147 163L149 162V160H150V162L148 163V165L147 166H145V164H147L146 162H145ZM159 160V161H158ZM182 160V161H181ZM191 160H195L194 162L193 161H191ZM209 160V159H208ZM261 160V161H260ZM101 161V162H100ZM106 161H108V164H105V163H107ZM117 161V162H116ZM136 161H138V162H136ZM178 161H180V162H182L183 164H184V162H185V165H183V164H179L178 163ZM250 161L252 162V164H255L256 163V165L252 168V170H249L248 171V174L247 175H249V176H251V178H254V179H252V184L250 183V187H249V184L247 185L246 184V186L251 190H249L248 188H244L245 190H243V189H241L240 191L238 190V192L235 194V195H233L234 196V198L233 199H231L232 201H229L228 203H232V204H228L227 203V207L228 208H230L231 209V212L228 210V212L229 213H226V215H221V217H220V215H215V216H213V218H211V219H213L212 221H211V223H208L207 221H203V223L201 222V224H200V227H196L197 228V230H194V233L196 232V231H200L199 232V234H198V232H196L195 234H197V240H196V242L195 241H193V243H192V240L189 238V240L191 241H189L188 239L184 242V244H185V247L183 248L184 250H182V251H184V252H182V254H184V253H187L188 251H190V250H192V252L190 251V252H188L187 254H184V255H180V259H179V261H178V263H176V264H181L182 262H185V263H182V264H189L188 262H190L189 261V259L191 260V263L190 264H198V262H200V264H224V262H225V264H250V262H251V264H253L252 263V260H253V262H254V264H256L255 262H258V264H264V240H262V239H260L259 240V237H258V235H256L257 234V232H255L258 228H256V227H258L260 224L259 223H261V217L260 216H262L263 215V213H264V157L262 158H260V159H258V161L257 160H251L250 159ZM250 161H248V162H246L247 164H249L250 163ZM254 161V162H253ZM100 162V163H99ZM104 162V163H103ZM115 162V164H113V163ZM192 162V163H191ZM259 162V163H258ZM261 162V163H260ZM99 163V164H98ZM117 163V164H116ZM133 163V165H136V164H134ZM160 163L162 164V165H160ZM197 163V164H196ZM209 163L211 164L210 166H212V168L214 167V169H216V168H220L221 166L219 165L218 166V164L217 163H214V162H212V161H210L209 160ZM73 164V165H72ZM75 163H69L68 165H65V166H63V168L61 167V168H59L57 171L55 170V173L54 172H51L52 173V175H50L51 173L49 172V173H47V177L45 178V180L47 181V183H48V187L46 188L45 186H43V187H41V189L42 188H44L45 187V189H42V190H40L39 189V191H37L36 192V194L38 195V196H35L34 197V200H33V203H32V212H31V214L29 215L30 217H29V223L30 222H32L34 225L35 224H38V225H41V226H44L45 228L46 227H48L47 225V223L48 222H53L54 220L52 219V218H55V221L57 222V223H59V224H57V227H56V229H59V230H56L55 229V233H57V235H56V237L57 238H55V239H59V241L58 240H55V239H53L54 241L52 242L51 241V243L54 245L55 243L58 245V247L56 246V244H55V246H53V245H51V243L48 245V248H41V253L42 254H44V252L46 251V253L44 254V256L41 254L40 255V257H41V259H39V261L37 262V264H40L41 262H42V260H43V262H42V264H44V262H45V264L47 263V264H51V263H53V260H54V263L53 264H55V263H57V264H61L62 263V260H63V258H64V256H66V253L68 254L67 256H69L68 257V259H71V263L72 264H81L80 263V261H79V263H78V260L76 261H73L74 259H73V254H72V252L73 251H75V250H77V248L78 249H81V247H79V246H82L86 241H85V239L87 240V238H88V241L90 240H92V238H91V235H90V231L88 230V228H87V224H86V221H84V218L81 216V215H79V214H81V213H79V211H76L74 214H70L68 211H66L65 209L66 208H68V206H71V207H73V206H76L78 209H80V208H82V209H86L87 207V204H85V202H86V197H85V191L90 187V183L91 184H93L94 182H92V181H94V178L92 177V175L90 174V173H88V174H86L85 172L83 173V175H81L80 177H78V175H77V172L78 171H80V167L78 166H76V165H74ZM105 165V167H104V165ZM110 164H111V166H110ZM149 164H151V165H149ZM191 164H195L194 166L193 165H191ZM217 166H215V165ZM261 164V165H260ZM160 165V166H159ZM179 165H180V167H179ZM107 166V167H106ZM114 166V167H113ZM163 166V167H162ZM183 166V167H182ZM188 166H189V168H188ZM191 166V167H190ZM257 166V167H256ZM112 169H111V168ZM78 168V169H77ZM104 168H106V169H110L109 171L108 170H105ZM161 168H162V171H161ZM262 168V169H261ZM77 169V170H76ZM158 169V170H157ZM159 169H160V173H159ZM192 169V170H191ZM61 170V171H60ZM105 170V171H104ZM155 170H157V171H155ZM180 170H181V172H180ZM200 170V171H199ZM257 170V171H256ZM77 171V172H76ZM107 171V172H106ZM142 173H141V172ZM252 171H254V172H252ZM183 172V173H182ZM202 172V173H201ZM224 172V171H223ZM249 172H251L252 173V175L253 176H255V177H252V175H251V173H249ZM261 172V173H260ZM59 173H61L60 175H58ZM155 173H157V174H155ZM195 173V174H196ZM260 174L259 176H258V174ZM48 174H49V176H48ZM56 174L58 175V176H56ZM77 175V177H76V175ZM126 174H127V176H126ZM161 174V175H160ZM182 174H184L183 176H182ZM53 175H54V178H53ZM64 175V176H63ZM86 175V176H85ZM87 175H88V179H87ZM138 175H140V176H142L141 178L142 179H140L139 177L140 176H138ZM246 175V176H247ZM72 176V177H71ZM260 176H262V177H260ZM51 177V178H50ZM63 177V178H62ZM73 179V177L75 178V179H73V181L74 182H76L78 179V181H80L81 183L79 184V182H78V184L79 185H81V187H80V189L78 190L77 188H75V187H73V186H75V183L73 182V181H70V180H68V179H71V178ZM108 177H109V175H108ZM156 177H157V181H156ZM48 178V179H47ZM53 178V179H52ZM107 178V177H106ZM127 178V179H126ZM137 178H138V181H137ZM256 178H259V179H256ZM262 178V179H261ZM55 179V180H54ZM62 179V180H61ZM85 179V180H84ZM133 179V180H134ZM243 179V178H242ZM54 180V181H53ZM140 180H141V182H140ZM255 180H257V181H255ZM260 180V181H259ZM46 181H45V183H46ZM51 181V184L49 183ZM53 181V182H52ZM187 181V182H186ZM241 181V180H240ZM254 181H255V184H256V186L254 185ZM71 182L73 183V185H72V190L70 191V189H71ZM89 182V183H88ZM131 182V183H130ZM132 182H134L133 184H132ZM200 182V183H199ZM228 183V181H225V184H227ZM46 183V184H47ZM52 183H53V185H52ZM56 183V184H55ZM77 183V182H76ZM187 183V184H186ZM260 183V184H259ZM85 184V185H84ZM258 184H259V186H258ZM69 185H70V188H69ZM85 186V189H84V186ZM136 186V188L134 187V186ZM184 185V186H185ZM87 186V187H86ZM145 186V187H144ZM146 186H147V189H146ZM196 186H198V187H196ZM253 186H255V188L257 187V188H259V187H261L260 188V190L259 189H255ZM196 187V188H195ZM254 189H253V188ZM83 190H82V189ZM127 188V189H126ZM136 190H135V189ZM195 188V189H194ZM119 189V190H118ZM134 189V190H133ZM247 189H248V191L250 192V194H249V192H247ZM47 190V191H46ZM81 190V191H80ZM120 191V192H118L117 193V191ZM132 190H133V193H137L136 195L134 194L133 195V193H132ZM182 190V189H181ZM181 190H179L178 192V195L180 196L181 195V193H182V191ZM195 190H197V191H195ZM258 192H257V191ZM44 193V191H45V193H46V195L44 194L43 195V193ZM79 191V192H78ZM130 191V192H129ZM138 191V190H137ZM243 191H244V193H243ZM40 192L42 193V195L40 196ZM75 192V193H74ZM83 192H84V194H83ZM146 192V193H145ZM211 192H212V195H211ZM247 192V193H246ZM146 195H144V194ZM164 196H162L161 195V197H165V198H167L168 197V194H164V192H161ZM239 193V194H238ZM48 194H49V197H47L48 196ZM53 194V195H52ZM56 194V195H55ZM119 196H118V195ZM142 194V195H141ZM242 194V195H241ZM243 194H246V195H244L243 196ZM51 195V196H50ZM55 195V196H54ZM79 195V196H78ZM133 195V196H132ZM138 195H139V197H138ZM158 195H159V197H158ZM249 195V196H248ZM254 195H257L256 197L254 196ZM39 196L41 197V200L39 199ZM42 196H46V198L47 199H44V197H42ZM84 196V197H83ZM117 196V197H116ZM134 196H136V198L134 197ZM143 196V197H142ZM240 196H242L241 198H240ZM251 196V197H250ZM254 196V197H253ZM51 197V198H50ZM55 197H57L56 199H55ZM120 197V198H119ZM232 197V196H231ZM258 197V198H257ZM261 197V198H260ZM36 198V199H35ZM50 198V200H48ZM76 200H75V199ZM78 198V199H77ZM82 200H80V199ZM84 198V199H83ZM197 198H199L200 200L198 201V199ZM238 198L240 199V200H238ZM242 198H244V199H242ZM249 201L250 199V203H248V201L246 200V199ZM67 199V200H66ZM117 199V200H116ZM118 199H121V200H118ZM141 199L143 200L142 202H141ZM167 199H169V197L167 198ZM241 199L243 200V201H241ZM38 200H39V202H40V204H39V206H37L38 204H36V201L38 202ZM47 200V201H46ZM58 200V201H57ZM59 200H61V202L64 204V205H62V203L59 201ZM72 200H74V202L72 201ZM114 200V201H113ZM136 200H137V202H136ZM236 200H237V202H236ZM244 200H246V201H244ZM252 200H255V201H253V203H255V202H258L259 200H260V202H258L261 206H260V208L257 210V212L255 213H253V211H251L252 212V214H250V213H248L249 211L248 210H246V209H244V207L243 206H245V204L246 203H248V204H251L252 203ZM64 201V202H63ZM81 202V203H79V202ZM117 201H119V203L116 202ZM234 201L238 204L239 202V204L240 205H243V203L244 202H246V203H244V205L242 206V207H239V204H238V207H237V205H236V203H234ZM38 202V203H39ZM41 202H43V203H41ZM46 202H49V204H51V205H49L48 203H46ZM57 202H60V203H57ZM74 204H73V203ZM140 202L142 203L141 205H143V207L140 205ZM144 202H145V206H144ZM159 202V203H158ZM216 202V201H215ZM52 203H57L56 204V206L54 205V204H52ZM196 204V205H193V204ZM199 203V204H198ZM242 203V204H241ZM44 205L45 207L43 208L42 207V205ZM49 206H48V205ZM78 204V205H77ZM86 206H85V205ZM122 204V205H121ZM234 204V205H233ZM248 204H246V205H248ZM37 207H36V206ZM47 205V206H46ZM73 205V206H72ZM84 205V206H83ZM115 205H116V207H115ZM121 205V206H120ZM233 206V208H231L232 206ZM52 208H51V207ZM57 206H59V207H57ZM62 206H63V208H62ZM196 206L197 208L196 209H194V207ZM39 207V209L41 210V211H39V209H36V208H38ZM42 207V208H41ZM61 207V208H60ZM85 207V208H84ZM118 207V208H117ZM121 207V208H120ZM128 207H130L131 208V210H130V208H128ZM140 207H142V208H140ZM145 207V208H144ZM148 207V208H147ZM160 207V208H159ZM192 207V208H191ZM48 208H50L51 210H49ZM60 208V209H59ZM70 208V207H69ZM68 208V209H69ZM120 210V211H115V210ZM146 208L149 210L148 212H149V214H148V212H147V214L146 213H144L143 212V210L142 209H145L146 210ZM191 208V209H190ZM227 208V209H228ZM235 208V209H234ZM243 208V209H242ZM47 210V211H45V210ZM64 209V210H63ZM82 209H81V211H82ZM151 209H153V210H151ZM194 209V210H193ZM198 209H199V211H198ZM202 209H203V211H202ZM237 209V210H236ZM129 210V211H128ZM151 210V211H150ZM46 212V213H44V212ZM62 211V212H61ZM124 211V212H123ZM127 211H128V213H127ZM133 211V212H132ZM141 211V212H140ZM233 211H235V212H233ZM241 211H244V212H242L241 213ZM246 211V212H245ZM254 211H256V210H254ZM36 212V213H35ZM39 212V215L37 214ZM43 214H42V213ZM53 212V213H52ZM65 212V213H64ZM114 212V213H113ZM120 212V213H119ZM123 212V213H122ZM137 212V213H136ZM142 212H143V214H142ZM226 212H227V210H226ZM233 212V213H232ZM49 213V214H48ZM50 213H51V216H49L50 215ZM61 213H62V215H61ZM77 213H79L78 215H77ZM122 213V214H121ZM126 213V214H125ZM131 213H132V215H131ZM140 213V214H139ZM214 213H215V211H214ZM236 213H238V214H236ZM241 213V214H240ZM248 213V214H247ZM261 213V215H259ZM37 214V216H35ZM45 214V215H44ZM112 214V215H111ZM120 215V217L119 218H121V219H119L118 218V216ZM130 214V215H129ZM136 214V215H135ZM145 214V215H144ZM158 214H159V217L161 218V219H159V217H158ZM236 214V216L238 217V215H239V217L237 218L236 216V218L242 223H240L239 221H237V219L233 216V215H235ZM250 214V215H249ZM254 214L256 215L257 214V216H255V217H257V218H255L254 217ZM46 216V218H48L47 219V221H45V220H43V218H44V216ZM62 216V217H60V216ZM70 215H72V216H70ZM170 215V214H169ZM171 215H174V218H173V216H171V219L173 218V219H177L176 217H181L179 214L177 215V214H171ZM232 215V216H231ZM242 215V216H241ZM252 215H253V217H252ZM57 216V217H56ZM68 216H70V217H68ZM74 216V217H73ZM76 216V217H75ZM126 216V217H125ZM130 218H129V217ZM141 216V217H140ZM165 216H166V214H165ZM226 216V217H225ZM228 216V217H227ZM250 216V217H249ZM260 218H259V217ZM34 217V218H33ZM41 217H43V218H41ZM52 217V218H51ZM59 217H60V219H59ZM67 217H68V219H67ZM71 217H73V218H71ZM111 219H110V218ZM115 217V218H114ZM117 217V218H116ZM125 217V218H124ZM129 219H128V218ZM136 217V219H134V218ZM169 217V216H168ZM215 217V218H214ZM219 217H220V221H218V219H219ZM224 217H225V219H224ZM234 217V218H233ZM242 217V218H241ZM83 218V219H82ZM138 218H140V220H143V221H141L140 222V220L138 219ZM142 218V219H141ZM150 218H151V221H150ZM40 220V221H37V220ZM45 219V218H44ZM63 219H65V220H63ZM70 219H73V220H71V221H67V220H70ZM74 219H76V220H78V222H76V220H74ZM117 219H119V220H117ZM210 219V220H211ZM216 219H217V222H216ZM231 219V220H230ZM233 219V220H232ZM37 222H36V221ZM49 220V221H48ZM59 220H60V222H59ZM62 220V221H61ZM125 220V221H124ZM135 220H137L136 222H135ZM158 220H160V221H158ZM222 220V221H221ZM16 221V220H15ZM42 221H44L43 223H42ZM64 221H66V222H68V223H66V222H64ZM80 221V222H79ZM81 221L84 223H81ZM111 221H113V222H111ZM121 221H123L122 223H121ZM147 221H148V223H147ZM186 222H189V220H185ZM224 221V222H223ZM228 221V222H227ZM62 222V223H61ZM64 222V223H63ZM72 222H74L75 224H76V226H75V224L74 223H72ZM119 222V223H118ZM139 222V223H138ZM158 222H160V223H158ZM162 222V223H161ZM184 223V221L182 222L183 224H180L179 225V227H178V229L176 230L177 232H182V233H186V231H188L187 230V226H190V223ZM205 222V223H204ZM214 222H215V224H219L220 222H222L223 224H221L220 223V225H217L216 227H214ZM226 222V223H225ZM231 224H233V225H231ZM237 222V223H236ZM258 222V223H257ZM41 223V224H40ZM45 223V224H44ZM81 223V224H80ZM123 224V225H121V224ZM126 223V224H125ZM129 223V224H128ZM135 223H136V225H135ZM142 223H144L143 225H142ZM150 223H151V225L153 226H151L150 225ZM154 225H153V224ZM206 223H208V224H210L209 225V227H206L208 224H206ZM228 223V224H227ZM241 224V226L243 227H241L240 225H238V224ZM14 225L15 224H17V221L16 222H14L13 223ZM44 224V225H43ZM47 224V225H46ZM66 224V225H65ZM73 224V225H72ZM77 224L79 225L78 227H77ZM86 224V225H85ZM117 225V227L119 228V227H122V228H117V227H114V225ZM130 224H132V226H130ZM134 224V225H133ZM138 224V225H137ZM155 224H156V227H155ZM162 224V225H161ZM191 224H192V222H191ZM202 224H204L203 226H201ZM235 224V225H234ZM61 225V226H60ZM70 225H71V227H70ZM81 225H83V227L81 226ZM115 225V226H116ZM127 225V226H126ZM129 225V226H128ZM181 225H183V228H184V226H185V230L184 229H182L181 227ZM212 225V226H211ZM222 225V226H221ZM227 225H228V229H229V231L230 232H228V229H226L227 228ZM59 226V227H58ZM85 226V227H84ZM142 226V227H141ZM148 226V227H147ZM150 226V227H149ZM163 226V227H162ZM181 226V227H180ZM199 226V225H198ZM221 226V227H220ZM230 226V227H229ZM232 226H237L236 228H238L237 230L239 231H237L236 230V228H234V227H232ZM239 226V227H238ZM36 227V226H35ZM43 227V228H44ZM66 228V230H65V228ZM70 227V228H69ZM80 227V228H79ZM131 227H132V229H131ZM133 227H134V229H133ZM138 229H137V228ZM192 227H193V225H192ZM213 227V228H212ZM241 227V228H240ZM245 227V228H244ZM74 228V230H72ZM75 228H77V229H75ZM85 228H87V230L85 229ZM118 230H117V229ZM126 228V229H125ZM143 228V229H142ZM189 228V227H188ZM195 227H194V229H196ZM204 229V231H203V229ZM208 228V229H207ZM215 228V229H214ZM223 228V229H222ZM230 228H231V230H230ZM246 228H247V230H246ZM132 231H131V230ZM166 229H168V230H166ZM170 229V230H169ZM200 229V230H199ZM210 229V231L208 232V230ZM214 231H213V230ZM222 229V230H221ZM226 229V230H225ZM242 229V230H241ZM63 230V231H62ZM69 230V231H68ZM127 230V231H126ZM134 230V231H133ZM140 230V231H139ZM143 230H145V231H143ZM156 230V231H155ZM165 230V231H164ZM182 230H184V231H182ZM212 230V231H211ZM224 230V231H223ZM243 230H245V231H243ZM66 231H68V232H66ZM84 231H85V233H84ZM153 231V232H152ZM167 231V232H166ZM204 232L203 234H201L202 232ZM233 231V232H232ZM243 231V232H242ZM20 232H22V233H20ZM64 232V233H63ZM71 232H73L74 233V235L75 236H73L72 234H71ZM127 232H129L128 234H127ZM133 232V233H132ZM150 232H152V233H150ZM155 232V233H154ZM159 232H160V234H159ZM223 232V233H222ZM226 232H228V233H226ZM238 232V233H237ZM241 232V233H240ZM245 232V233H244ZM249 232V233H248ZM61 233V234H60ZM63 233V234H62ZM87 233V234H86ZM208 233H210V234H207ZM230 233H231V235H230ZM68 234V235H67ZM87 236H86V235ZM149 234V235H148ZM153 234V235H152ZM211 234H213V235H211ZM223 234V235H222ZM225 234V235H224ZM235 234H236V236H235ZM247 234V235H246ZM83 235V236H82ZM154 235H155V237H154ZM161 235V236H160ZM202 235H204L203 236V238H202ZM223 236V238H222V236ZM23 238H22V237ZM65 237V239H64V237ZM89 236V237H88ZM144 236V237H143ZM149 236H151V237H149ZM161 238V239H159V237ZM216 236H218L217 238L219 239H217L216 238ZM18 239H17V242H18V247H17V250L16 249H14V251L13 252H15L16 254H19V253H21L20 251V248H21V246L23 245V243L22 242H24L25 241V237H27L26 236V234H25V232H23V231H19V234H18ZM60 237V238H59ZM69 237V238H68ZM73 237V238H72ZM84 237V238H83ZM86 237V238H85ZM154 237V238H153ZM198 237H201V239L200 238H198ZM208 237H209V239H208ZM214 237V238H213ZM232 237V238H231ZM241 238V240H239L240 238ZM244 237V238H243ZM249 237V238H248ZM255 237H256V239H257V241H255L256 239H255ZM75 238V239H74ZM206 238V240H207V243H206V241L204 240ZM247 238H248V240H250V242L247 240ZM20 239V240H19ZM62 239V240H61ZM83 239H84V241H83ZM143 239V240H142ZM151 239V240H150ZM159 239V240H158ZM211 239H213L214 241H211ZM224 239H227V240H224ZM231 239V240H230ZM254 239V240H253ZM23 240V241H22ZM64 240V241H63ZM75 242H74V241ZM142 240V241H141ZM146 242H145V241ZM153 240H155L154 242H153ZM162 240H164V241H162ZM199 240V241H198ZM246 240V241H245ZM262 240V241H261ZM59 243H58V242ZM67 241H70V242H72L71 243V246L70 245H68V247H67V249L64 251V249H65V247H64V245H65V242H67ZM130 241H129V243H130ZM181 240H179V242H180ZM204 241V242H203ZM209 241V242H208ZM217 241H218V243H217ZM224 241H226V242H224ZM232 241V242H231ZM242 241H244V242H242ZM255 242V244H254V242ZM84 242V243H83ZM92 242V241H91ZM145 242V243H144ZM151 242V244L153 243V245H151L150 246V243ZM161 242V243H160ZM201 242V243H200ZM212 242H213V244H212ZM215 242H216V246H215ZM229 242V243H228ZM241 242V243H240ZM257 242V243H256ZM261 242V245L258 247H256V244H258V243H260ZM74 243V244H73ZM83 243V244H82ZM142 243V244H141ZM197 243V244H196ZM200 243V244H199ZM208 243H209V246H208ZM219 243L221 244L222 243V245H219ZM238 243H240V245L238 244ZM61 244V245H60ZM81 244V245H80ZM149 246V249H148V247H147V245ZM194 244V245H193ZM211 244H212V246H211ZM218 244V245H217ZM230 244V245H229ZM233 244V245H232ZM246 244H248V245H246ZM21 245V246H20ZM53 246V247H51V246ZM195 245H197L196 247H195ZM238 245V246H237ZM49 246H50V248H49ZM59 246H63L64 247V249H62L63 247H59ZM74 246V248H70V247H73ZM188 246H190V248L188 247ZM219 246H223L222 248L221 247H219ZM229 246V247H228ZM246 246V247H245ZM249 246H251V247H249ZM255 246V247H254ZM75 247H76V249H75ZM147 247V248H146ZM152 247V248H151ZM194 247V248H193ZM213 249H212V248ZM215 247H218V248H215ZM55 248H60L59 250H60V252L58 251V249H55ZM185 248H187L188 249V251H187V249H185ZM223 248H225V249H223ZM256 248V249H255ZM71 249V250H70ZM75 249V250H74ZM193 249H195V250H193ZM207 249V250H206ZM218 252V254H217V252L215 251V250ZM218 249V250H217ZM221 249V250H220ZM231 249H233V250H231ZM253 251H252V250ZM258 249V250H257ZM55 250V251H54ZM67 250H70V251H72V252H68ZM145 250H147V251H145ZM149 250V251H148ZM212 251V250H214V251H212V252H210V251ZM223 250V251H222ZM229 250V251H228ZM236 250V251H235ZM255 250V251H254ZM47 251H48V253H47ZM58 251V252H57ZM153 253H152V252ZM259 251L261 252L260 254H258L259 253ZM19 252V253H18ZM51 252H53L52 254H51ZM62 252V253H61ZM63 252H65V253H63ZM133 252V253H132ZM136 252V253H135ZM206 252H210V254L209 253H207L206 254ZM219 252H220V254H219ZM222 252H223V254H222ZM234 252V253H233ZM240 254H239V253ZM252 252V253H251ZM255 252V253H254ZM59 255H58V254ZM71 253V254H70ZM129 253H130V250H129ZM138 253V254H137ZM140 251L139 250H137V251H134V250H132L131 249V253L129 254V255H131L132 256V254H133V258L131 257V260H133L132 262L133 263H136V262H140V256H138V255H140ZM190 253V254H189ZM215 253V254H214ZM226 253V254H225ZM227 253H229V254H227ZM250 253V254H249ZM256 253H257V255H256ZM56 254V255H55ZM62 254H63V257H62ZM135 254V255H134ZM192 254V255H191ZM196 254V255H195ZM223 256H222V255ZM254 254V255H253ZM262 254V257L260 256ZM55 255V256H54ZM70 255H72V256H70ZM137 255V256H136ZM195 255V256H194ZM204 255V256H203ZM207 255V256H206ZM226 255H228V256H226ZM246 255V256H245ZM248 255V256H247ZM252 255H253V257H252ZM256 255V256H255ZM14 256H16V255H14ZM43 256V257H42ZM48 256V257H47ZM57 256V257H56ZM58 256H60V257H58ZM185 256H188V257H185ZM193 256V257H192ZM197 256V257H196ZM211 256V257H210ZM214 256V257H213ZM235 256V257H234ZM44 257H47V259L46 258H44ZM156 257V258H155ZM184 257V258H183ZM202 257V258H201ZM209 257H210V259H209ZM224 257V258H223ZM248 259H247V258ZM44 258V259H43ZM59 258V259H58ZM62 258V259H61ZM75 258V257H74ZM194 258H196V259H194ZM207 258V259H206ZM218 258V259H217ZM226 258V259H225ZM259 258V259H258ZM48 259H51V262L49 263V261L50 260H48ZM57 259V260H56ZM77 259H79L80 260V258H78L77 257ZM186 259V260H185ZM201 259V260H200ZM204 261H203V260ZM214 259V260H213ZM216 259V260H215ZM237 259H239V261L237 260ZM60 260V261H59ZM138 260V261H137ZM207 260V261H206ZM212 260V261H211ZM223 260V261H222ZM229 262H228V261ZM258 260H261V261H258ZM48 261V262H47ZM57 261H59V262H57ZM187 261V262H186ZM198 261V262H197ZM202 261V262H201ZM219 261V262H218ZM222 261V262H221ZM227 261V262H226ZM248 261V262H247ZM209 262V263H208ZM231 262H233V263H231ZM246 262V263H245ZM145 264H147V262L145 263Z\"/></svg>",
    "mask_w": 264,
    "mask_h": 264
}]
</instances>
